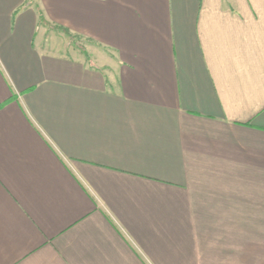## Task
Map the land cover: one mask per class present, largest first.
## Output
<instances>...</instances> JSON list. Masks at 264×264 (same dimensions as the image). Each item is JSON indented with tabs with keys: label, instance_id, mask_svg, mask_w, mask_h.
Here are the masks:
<instances>
[{
	"label": "crops",
	"instance_id": "crops-1",
	"mask_svg": "<svg viewBox=\"0 0 264 264\" xmlns=\"http://www.w3.org/2000/svg\"><path fill=\"white\" fill-rule=\"evenodd\" d=\"M0 264H264V0H0Z\"/></svg>",
	"mask_w": 264,
	"mask_h": 264
},
{
	"label": "trees",
	"instance_id": "trees-1",
	"mask_svg": "<svg viewBox=\"0 0 264 264\" xmlns=\"http://www.w3.org/2000/svg\"><path fill=\"white\" fill-rule=\"evenodd\" d=\"M43 12L40 11V19L43 20Z\"/></svg>",
	"mask_w": 264,
	"mask_h": 264
},
{
	"label": "rangeland",
	"instance_id": "rangeland-1",
	"mask_svg": "<svg viewBox=\"0 0 264 264\" xmlns=\"http://www.w3.org/2000/svg\"><path fill=\"white\" fill-rule=\"evenodd\" d=\"M250 246H253V245H251V243H250ZM259 248V247H258ZM253 249V247L250 249V250H252ZM255 250H257V249H255ZM263 250V249H262Z\"/></svg>",
	"mask_w": 264,
	"mask_h": 264
}]
</instances>
